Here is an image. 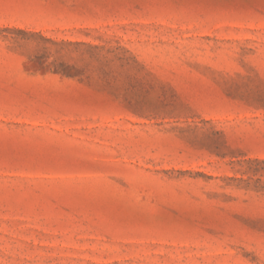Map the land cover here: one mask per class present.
I'll return each mask as SVG.
<instances>
[{
	"label": "rangeland",
	"instance_id": "obj_1",
	"mask_svg": "<svg viewBox=\"0 0 264 264\" xmlns=\"http://www.w3.org/2000/svg\"><path fill=\"white\" fill-rule=\"evenodd\" d=\"M0 264H264V0H0Z\"/></svg>",
	"mask_w": 264,
	"mask_h": 264
}]
</instances>
